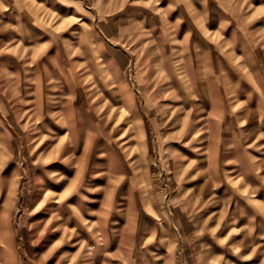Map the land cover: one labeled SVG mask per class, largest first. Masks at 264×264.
I'll return each mask as SVG.
<instances>
[{
	"label": "rangeland",
	"instance_id": "rangeland-1",
	"mask_svg": "<svg viewBox=\"0 0 264 264\" xmlns=\"http://www.w3.org/2000/svg\"><path fill=\"white\" fill-rule=\"evenodd\" d=\"M0 264H264V0H0Z\"/></svg>",
	"mask_w": 264,
	"mask_h": 264
}]
</instances>
